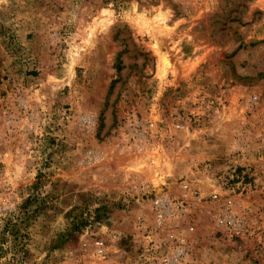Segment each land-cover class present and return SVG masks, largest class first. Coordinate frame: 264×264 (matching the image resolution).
Segmentation results:
<instances>
[{
  "label": "rangeland",
  "instance_id": "obj_1",
  "mask_svg": "<svg viewBox=\"0 0 264 264\" xmlns=\"http://www.w3.org/2000/svg\"><path fill=\"white\" fill-rule=\"evenodd\" d=\"M0 172V264H264V0H0Z\"/></svg>",
  "mask_w": 264,
  "mask_h": 264
},
{
  "label": "built area",
  "instance_id": "obj_2",
  "mask_svg": "<svg viewBox=\"0 0 264 264\" xmlns=\"http://www.w3.org/2000/svg\"><path fill=\"white\" fill-rule=\"evenodd\" d=\"M0 175H2L1 172ZM220 197L221 192L217 188L205 193V195H201L198 189L191 188L187 181H183L180 183L179 193L177 195H171L165 191H162L160 195H156L155 193L150 199L149 207L154 211L155 224L158 227H161L165 220H169L175 216L184 215L190 209L191 201H201L202 199L209 200L212 205L219 203L217 204V207L222 208V213L217 214L216 222L229 229L238 230L241 227L240 223L242 219H239V217L232 212V199L228 196L229 198H226L220 204ZM11 210L12 205L6 201L5 195H2L0 191V231L3 230V220L6 214ZM183 242L182 239H179V242L167 244L164 252L159 255H154L152 257L153 261H149V264H186L188 247ZM99 244L101 245V242ZM101 250L102 248L99 247V251Z\"/></svg>",
  "mask_w": 264,
  "mask_h": 264
},
{
  "label": "bare ground",
  "instance_id": "obj_3",
  "mask_svg": "<svg viewBox=\"0 0 264 264\" xmlns=\"http://www.w3.org/2000/svg\"><path fill=\"white\" fill-rule=\"evenodd\" d=\"M162 61H164V62L166 61V63H168L167 60H166L165 58H164Z\"/></svg>",
  "mask_w": 264,
  "mask_h": 264
}]
</instances>
